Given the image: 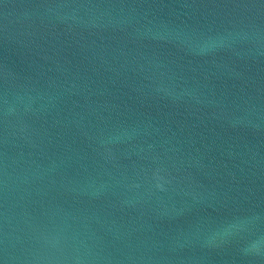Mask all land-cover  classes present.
I'll list each match as a JSON object with an SVG mask.
<instances>
[{"label":"water","instance_id":"obj_1","mask_svg":"<svg viewBox=\"0 0 264 264\" xmlns=\"http://www.w3.org/2000/svg\"><path fill=\"white\" fill-rule=\"evenodd\" d=\"M0 264H264V0H0Z\"/></svg>","mask_w":264,"mask_h":264}]
</instances>
